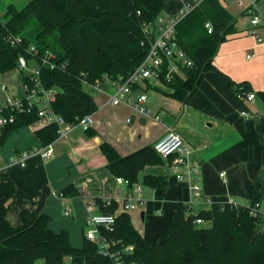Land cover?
<instances>
[{
	"label": "trees",
	"instance_id": "16d2710c",
	"mask_svg": "<svg viewBox=\"0 0 264 264\" xmlns=\"http://www.w3.org/2000/svg\"><path fill=\"white\" fill-rule=\"evenodd\" d=\"M166 8V0H30L23 8L10 4L0 16V73L20 69V57L30 66H39L41 84L57 90L52 108L67 123H75L98 110L84 81L95 83L104 75L127 78L148 53L142 45V22L154 20ZM208 22L214 26L212 33L206 28ZM177 30L194 65L168 85L167 96L190 100L208 71L222 75L236 95L251 91L249 84L235 82L214 65L221 44L236 32V20L220 0H206L183 18ZM20 70L22 83L34 87L33 74ZM259 95L264 99V92ZM38 111L35 106L29 112H13L15 122L0 127V147L15 132L39 121ZM59 130L51 123L36 135L43 146H49L59 138ZM88 134L95 132L88 130ZM100 148L109 161L107 168L127 179L130 187L139 183L145 167L166 163L154 145L127 156L107 142ZM144 185L164 189L168 178L148 175ZM58 194L74 197L81 192L70 183ZM14 195V184L0 181V264H35L38 260L44 264H115L86 238L82 248L74 247L67 231L54 232L49 227L50 217L45 213L24 210L22 224L13 226L8 211ZM263 200L261 164L248 205L213 203L209 210L188 215L187 206L181 204L171 214L166 232L158 234L152 244L135 228L129 213H120L113 230H103V234L123 264H264V217L252 213ZM95 201L104 213L114 214L119 208L114 200L110 205L101 198ZM197 218L205 223L196 224ZM130 246L133 251L126 252Z\"/></svg>",
	"mask_w": 264,
	"mask_h": 264
},
{
	"label": "crops",
	"instance_id": "0c3cea01",
	"mask_svg": "<svg viewBox=\"0 0 264 264\" xmlns=\"http://www.w3.org/2000/svg\"><path fill=\"white\" fill-rule=\"evenodd\" d=\"M254 1L264 10V0ZM171 4H175L171 10H176V0H166V9ZM259 4H263L262 7ZM224 7L228 10L229 6ZM246 18L250 20L243 9L238 11L237 18L234 17L236 32L221 44L214 65L235 82L249 84L250 92L256 93L254 102L240 99L229 82L216 71L205 73L198 90L186 102L167 96L168 89L149 87L147 92L157 91L164 95L158 101L148 96V105L162 116L161 122L137 116L124 105H109L108 94L113 91L110 86L105 87L103 93H92L98 106L94 126L89 129L95 132L93 136L88 130L63 127L59 138L51 144L53 157L44 159L38 154L30 157L25 166L11 165L12 157L47 147L43 146L36 131L49 124L39 120L15 132L0 147L5 148L0 151L3 162L0 163V181L10 180L15 186L14 200L8 211L10 223L20 226L24 210L45 213L50 217L49 227L54 232L67 231L71 244L82 248L89 217L86 204L101 198L114 200L120 207L133 192V187L119 183L118 176L107 168L109 161L101 145L107 142L121 156H127L154 145L171 129L184 138L191 151L190 162L198 167V172L193 174L190 183L181 182L173 174L171 160L163 158L164 165L147 166L140 173L145 205L129 214L148 244H152L158 234L166 232L171 214L181 204L190 207L188 215L209 210L213 203L248 205L255 178L264 164V99L259 95L264 92V43L248 34L249 21L239 26V21ZM14 71L21 73L16 69L7 74ZM14 90L12 88V92ZM2 91L0 102L12 96L23 97L18 91L17 95L7 93L6 84ZM244 111L251 117L243 116ZM129 117H132L131 122L127 121ZM222 173L225 175L221 176ZM148 175L167 176L168 186L154 189L144 185V177ZM70 183L80 189L81 195L58 194ZM191 183L201 185V197L192 195ZM67 207L72 210L71 216L64 214ZM137 224L143 228L142 232Z\"/></svg>",
	"mask_w": 264,
	"mask_h": 264
},
{
	"label": "built area",
	"instance_id": "2783aa9c",
	"mask_svg": "<svg viewBox=\"0 0 264 264\" xmlns=\"http://www.w3.org/2000/svg\"><path fill=\"white\" fill-rule=\"evenodd\" d=\"M176 1L178 2L176 10L166 9L154 20L142 22L141 29L144 36L142 45H146L148 48V53L143 62L127 78L120 76L114 79L104 75L101 80H97L95 83L84 81L85 86L93 94L103 93L105 92V87L110 86L113 91L108 94L107 103L109 105L115 107L124 105L131 108L137 116L153 120L154 122L162 121V116L155 113L148 105L147 90L149 87L169 89V84L178 77L184 76L185 71L194 65L193 60L180 44L177 27L184 17L199 8L206 0ZM220 2L223 6L234 4L242 8L250 18L248 34L254 37L257 42L264 43V10L257 7L256 1L220 0ZM138 13L141 14L140 12ZM206 28L209 33L214 31V26L210 22L206 24ZM31 51L35 55L38 54L35 47H31ZM19 63L20 69L27 70L33 74L35 86L31 87L27 83L23 84L24 95L22 98L8 97L0 102V127L15 122L13 112H29L35 106L39 107V120H43L48 124L56 123L60 128V133H62L63 127L68 128V130L81 128L87 131L94 126L95 113L88 114L81 119L78 118L75 123H67L52 108L57 90L53 88L46 89L41 84L39 66H30L25 57H20ZM44 63H47V60L44 59ZM237 96L249 102H254L256 99V93L254 92L238 93ZM242 115L251 117L246 111L242 112ZM127 121L131 122L132 117H129ZM154 148L162 158L171 160L170 167L179 181H188L190 183L193 174L198 172V167L190 162L191 151L181 134L173 129L169 130L154 143ZM38 154L44 159H50L54 155V149L52 145H49L41 151H24L19 156L11 158V165L25 166L30 157ZM224 175L225 173L221 174V176ZM117 181L129 186V181L125 178L118 177ZM190 190L194 197H201L203 194L202 187L198 183H191ZM142 192L143 186L139 183L135 184L133 192L114 214L102 212L95 200H91L86 204L89 217L84 236L88 241L97 244L102 255L113 258L115 264H123V261L118 258L121 257L118 253H114L111 250V244L103 234V230L112 231L120 213H130L144 206L145 200L142 197ZM111 201L107 200V205H110ZM187 208L190 209L188 205ZM71 211L67 207L64 212L65 216H71ZM252 213L264 217V200L252 208ZM194 222L198 225L205 223L201 218H197ZM125 251L131 252L133 247H126Z\"/></svg>",
	"mask_w": 264,
	"mask_h": 264
},
{
	"label": "rangeland",
	"instance_id": "374dc122",
	"mask_svg": "<svg viewBox=\"0 0 264 264\" xmlns=\"http://www.w3.org/2000/svg\"><path fill=\"white\" fill-rule=\"evenodd\" d=\"M29 1L30 0H0V16L1 17L4 16L6 8L8 5L13 4L16 7L21 8V7H24ZM174 5H172V4L169 5V9H173ZM262 5L263 4H259L260 7H262ZM240 10H242V8H239V7L235 6L234 4H231L228 7V11L231 12L235 18H237L238 11H240ZM247 21H249L248 18H246L245 20L241 19L239 21V26H241L242 24H246ZM25 71H27V70H25ZM4 84L8 85V92L7 93H10L11 95H17L18 92H21V94L24 95V89H23V83L21 81L20 71H14L13 73H10L9 75L7 73H5V74L0 73V93L4 92V91H2V86ZM12 88L15 89L13 92H12ZM147 93H148V96L150 97V99H152V100L156 99V101H158V100L164 98V95L160 92H157V91H150ZM12 97H14V96H12ZM3 149H5V148L0 149V151ZM0 163H3L1 156H0ZM137 225L139 226V224H137ZM139 229L141 230V232L143 231V228L140 226H139ZM35 264H44V262H43V260H38Z\"/></svg>",
	"mask_w": 264,
	"mask_h": 264
}]
</instances>
